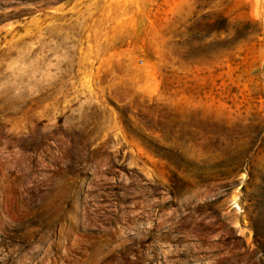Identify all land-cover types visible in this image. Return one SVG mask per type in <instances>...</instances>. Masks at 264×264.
I'll return each mask as SVG.
<instances>
[{
  "label": "rangeland",
  "instance_id": "1",
  "mask_svg": "<svg viewBox=\"0 0 264 264\" xmlns=\"http://www.w3.org/2000/svg\"><path fill=\"white\" fill-rule=\"evenodd\" d=\"M0 264H264V0H0Z\"/></svg>",
  "mask_w": 264,
  "mask_h": 264
}]
</instances>
